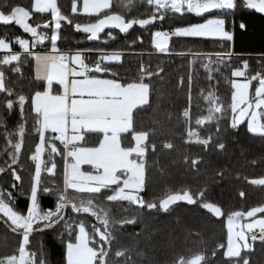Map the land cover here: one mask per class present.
<instances>
[{
  "label": "trees",
  "instance_id": "obj_1",
  "mask_svg": "<svg viewBox=\"0 0 264 264\" xmlns=\"http://www.w3.org/2000/svg\"><path fill=\"white\" fill-rule=\"evenodd\" d=\"M32 3L33 0H0V10L7 13L13 7H23L29 12L28 24L46 34L44 42H51V13H37ZM73 3L77 4L75 11ZM80 3L81 0H56L59 13L65 17L57 29L56 46L89 51L90 59L99 50L124 51L120 64L104 62L101 67L108 71L92 74L109 76L124 84L142 82L148 86L147 103L133 109L131 129L119 135L121 147L127 149L134 146L133 135L145 134V154L134 157L143 165L144 189L140 197L145 204L107 199L121 187L122 180L119 186L112 185L98 194L65 190V147L52 139L51 132L43 136L41 172L35 180L32 155L42 125L33 109L32 95L44 89V82L34 78L30 54L22 53L16 63L5 65L0 61L5 88L12 93L0 92V192L5 193V202L26 217L30 189L33 191L35 183H39L40 189L47 190L38 193L42 213L55 210L61 193L78 206L91 200L96 213H74L69 204L59 223L46 227L44 222H34L24 247L33 259L29 264H65L66 243L75 240L80 223L88 229L89 243L100 247L101 256L98 254L94 264H180L182 260L187 264L195 256H201L198 264H264V242L260 240L251 242L237 256L225 255L226 219L237 212L243 215L264 207V184L250 181L264 176V135L249 132L246 117L240 116L235 128L231 123L232 71L246 62L248 77L264 75V14L247 9L246 0H235L232 10H214L199 17L161 10L163 19L147 0H111L109 8L100 11L99 16L80 12ZM154 14L157 18L153 23L144 27L134 24L127 32L105 28L97 40H89V34L76 30L77 25H93L112 15L132 22L151 19ZM215 16L223 17L225 28L232 31V40L172 36L169 53H155L154 31H173ZM0 38L17 49L16 41L31 39V35L13 22L0 24ZM258 86L259 81L253 78L251 99ZM21 95L25 97L23 111L15 103L9 110L6 102L17 101ZM215 107L221 111H209ZM185 111L189 113L187 117ZM197 120L202 123L197 124ZM261 123L264 125V115ZM101 137L99 131H86L82 145L97 147ZM17 143L19 151L14 147ZM51 165L54 171L49 174ZM82 169L95 171L89 165ZM184 192L192 196L193 203L178 200L167 211L160 208L168 195ZM149 203L157 207L149 208ZM205 203L219 208L220 215L210 212L203 206ZM105 219L106 225L101 222ZM91 224L99 232L90 229ZM23 230L0 212L3 264L5 258L20 252ZM99 233L105 235L104 240L99 239Z\"/></svg>",
  "mask_w": 264,
  "mask_h": 264
},
{
  "label": "snow or ice",
  "instance_id": "obj_2",
  "mask_svg": "<svg viewBox=\"0 0 264 264\" xmlns=\"http://www.w3.org/2000/svg\"><path fill=\"white\" fill-rule=\"evenodd\" d=\"M147 3L149 5H152L155 7L156 11L160 13V19H163L164 12H172V13H178L183 15L185 12L189 14H194L195 16L199 17L206 13H209L214 10H232L236 7L234 0H147ZM98 6V0H84L83 4V10L89 9L88 11H84V13L88 15H97L104 10L101 9V12H96L91 9ZM23 7H13L9 10V12H4L0 10V24L3 25H9L13 22L16 25L21 26L25 32H29L32 34L33 37H37L36 29L33 27H30L26 20L29 17V12H27V16L21 17L19 15L13 14V9H20ZM35 11L37 13H43L46 11H51L52 17L55 20V27L56 29H59L61 24L60 21L64 20L65 17H63L56 5V0H39L38 6L34 7ZM246 8L250 10H255L258 13L264 14V0H246ZM161 10H164L162 12ZM115 17V19L103 25L98 30H92L88 27H81L80 25L76 26L77 31H82L84 33L89 34L88 39L89 40H97L99 38V34L104 31L105 28H118L121 32H127L129 29L133 27L134 24H139L141 27H144L150 23L155 22L156 15L154 14L151 19H139V20H133L132 22H126L121 18L119 15H112ZM71 22V21H69ZM225 20L224 19H208L204 23H199L192 26H187L181 29L175 30L172 35L177 37H203V38H220L223 40H232V36L229 32L225 31L224 28ZM45 27H48V25H44ZM243 27V25H242ZM163 37V39H161ZM57 35L53 34L51 36V45H52V52L56 53L54 55H37L35 58L38 62H41L40 66L47 72L49 69H53V67H57L59 69H62L63 72L61 75L63 76V73L67 72V69L69 68V63H66V61L70 62L71 64L77 65L79 67V70L77 68L73 67L71 68V73H68L66 76L67 86L69 87V81L68 76L71 75L73 79L70 81V88L73 85L74 81H84L87 79H92L88 76V73L90 71L100 73L105 72L108 70H105V68H102L101 65L97 66V64L90 68L87 64H85L84 59L82 57L81 52H76L74 55H61L57 52ZM46 37L39 36L36 40L37 43L42 42ZM169 39V33L167 32H161L156 31L155 32V46L159 49L161 52L167 51L166 44L167 40ZM21 48H24V50L28 51L27 42L23 39H18L16 41ZM8 44L4 39H0V49H7ZM31 55V53H29ZM79 57V62H77L74 57ZM18 56L16 55H10L5 56L3 58V63L5 65L10 64L13 60H17ZM102 59H104L102 57ZM120 59L119 55H116L115 57L108 59V60H116L118 61ZM247 66L245 65V68ZM18 71V69H16ZM233 76L236 77H243L245 73L240 70H236L232 73ZM77 77H82V79H78ZM45 79H48V76L44 77ZM259 81V86L255 90V96L257 98V102L255 103V108L259 109L261 107H264V78L260 76H254L252 79ZM113 84L117 86L118 91H120L123 95L121 96V100L124 99L126 96L128 99V104L126 105V110L130 111L132 114V110L134 107H136L139 104L147 103L148 100V86L143 83H129L126 87L123 86L121 83L116 82L112 79ZM51 82V87H52ZM56 83L61 85L63 89L65 88V85L62 80L58 79L56 80ZM248 84V83H244ZM237 83H233L232 87L237 89V92L233 94L232 96V105L231 109L233 113L237 112V103L247 105L245 108H241L239 110V115L244 116L246 112H248L249 109L253 107L252 103L248 99V89L241 90L238 89ZM0 92H7L8 95H12L10 90H7L4 85V75L3 72L0 71ZM44 93V92H43ZM41 92L35 93V98L40 97L43 95ZM81 95L79 92H71L72 96ZM86 95V94H85ZM50 97L56 98L57 102H45L40 100H33L32 104L34 106L35 113L40 118L39 124L42 125L47 121L48 126L45 128L39 127L38 131L41 136V132L43 131V135L45 132L50 131L51 133H58V135L54 136L52 139L59 140V131H58V124L60 121L67 122L68 119V112L62 111L59 107V101L62 100L65 105L73 104L77 99H71L70 104L67 102L69 99V94L65 93L64 95H51L49 93ZM237 97H239V100H237ZM209 100H212V97H209ZM14 103L19 106L21 111H23V107L25 104V97L23 95L19 96L17 101H8L6 102V107L11 110L14 107ZM210 112H220L221 109L219 107H215L214 109H209ZM97 117L99 116V113H95ZM189 113L187 111L184 112V116L187 117ZM257 116L256 118H253V115H251V120L248 124V130L249 132H257L259 130L261 135H264V125H260L259 128L256 127L257 125ZM76 114L73 113V119H75ZM242 122V121H241ZM197 124H201V120L196 121ZM237 126V121L235 118L233 119L232 127ZM131 128H128L127 131L123 133L129 132ZM72 132H76L77 129L72 128ZM81 130V129H80ZM79 130V131H80ZM103 134V132H101ZM20 135H23V129L20 130ZM191 135V134H190ZM133 139L136 141V147L132 148H122L121 144L119 145V153L109 152L106 156L101 157V162L98 166L92 165V168L95 170V172H99L100 174L97 176L88 175L85 172L81 171V168H75L74 166V173L71 178V182L69 186L66 188L74 189L77 192L80 193H90V194H98L101 192L102 189H108L112 185L119 186L121 184V177L117 175V173H123L127 178L123 179L122 184L123 187H120L118 191H116L115 195H110L107 197L108 200H127L131 203H137L139 202L141 206H144L145 202L140 199L138 193L143 191L144 189V170L142 163H137L135 160L130 159V157L135 154L137 157H143L144 156V150L142 147V141L145 140V134H135L133 135ZM61 142V141H60ZM63 143V142H61ZM200 143H207V141H200ZM66 147V145H64ZM16 151L20 150V144L14 145ZM170 147V145H169ZM223 147V145H221ZM114 165V167H113ZM111 171V179L107 180L106 177L109 175V170ZM17 180L20 178L18 176L15 177ZM257 184H264V180H256L253 181ZM39 183L37 184V191L35 194H33L32 189H30V199H31V207L27 211V216H21L18 215L15 211H13L12 208L8 206L7 203H5L4 195L5 193L0 192V212H3L5 215H7L12 222L17 225L19 228H23L25 230L23 239L26 241L25 244H27L29 240V231L33 229V224L35 223H41L44 222L46 227H51L53 223H59L63 217L62 213L66 207L71 205V209L74 213H87L91 215H96L95 212H93L92 208V201L89 200L87 203L81 202V204L78 206L75 203H71L67 196L63 193L58 195L59 203L57 204L54 211H48L42 213L40 210V205L38 202V193L39 192H45L47 193V190L40 189ZM129 190L128 192H125V190ZM10 198L11 194H8ZM177 200H187L188 203H193L194 200L192 196H190L187 192H185L183 195H170L167 199H164L160 203V208L167 211L168 206L177 201ZM205 208H207L210 212L215 213L216 215H220V209L217 207H214L210 203H205L203 205ZM147 207L149 208H155L157 205L155 203H149L147 204ZM247 213L248 217H254L256 213H264V207H257ZM235 217H240L241 212H237L234 214ZM99 218V217H97ZM105 225L107 224V220L101 221ZM233 217H228V225L229 227L233 225ZM257 223L264 222V219H259L256 221ZM65 228H68V225L65 224ZM79 229V235L75 237L76 243H68L67 244V264H82L81 257L85 251L84 246L81 244V240H87L86 232H85V226L83 223H80L78 225ZM96 232H99V229H93ZM260 238L264 239V228H260ZM100 239L104 240L105 235L101 234ZM253 239H256V236H253ZM87 247L91 248L88 246ZM21 252L24 251L23 248L20 250ZM93 253L98 256V253L96 250L92 249ZM99 255L101 256V250ZM0 264H3V262H0ZM9 264H15V257L12 258V260L9 261ZM180 264H184V261H180Z\"/></svg>",
  "mask_w": 264,
  "mask_h": 264
},
{
  "label": "crops",
  "instance_id": "obj_3",
  "mask_svg": "<svg viewBox=\"0 0 264 264\" xmlns=\"http://www.w3.org/2000/svg\"><path fill=\"white\" fill-rule=\"evenodd\" d=\"M43 2V0H42ZM82 2L81 0V12L84 13L82 9ZM108 2V1H107ZM39 3V0H33L32 3V8L35 11L34 7H37ZM111 3V0H109L108 6L102 8V9H107L109 8ZM235 3V0H234ZM76 3H73L72 9L75 10ZM101 11V10H100ZM98 11V12H100ZM50 12L51 11H46ZM13 14L19 15L21 17L27 16V12L25 9L20 8V9H14ZM218 18L220 16H217ZM212 18V17H210ZM208 18V19H210ZM220 19H223V17H220ZM207 20V19H206ZM194 25V24H193ZM187 27V26H186ZM225 27V25H224ZM184 28V27H181ZM177 28V29H181ZM175 29V30H177ZM226 29V28H225ZM169 31L171 34L175 31ZM227 30V29H226ZM156 31H161V32H166L163 30H156ZM152 33V45L154 47L155 53L159 54H167L169 53V42L172 35L168 40L166 44V49L167 51L161 52L159 49L155 46V32ZM233 37L232 31L227 30ZM31 39H23L27 42L28 46V51L26 52L24 48H21L20 45L17 49H14L11 47L10 43L6 41L8 44L7 49H0V61L3 62V58L5 56H10V55H16L18 56L17 60H13L11 63H16L20 55L22 53H31L32 59H33V76L36 80L43 81L44 82V89L42 91H39L43 93L42 96L35 98V93L32 95V101L35 100H40V101H45V102H57L56 98L50 97L49 93L51 95H64L65 93L69 94V99L68 103L70 104L71 99H77L73 104L70 105H65L62 100H60L59 107L62 111H67L68 112V119L67 122L65 121H60L58 124V131H59V140L66 145L65 147V158H64V189L69 186L71 182V178L73 176V173L70 174V167L75 166V168H81V171L85 172L88 175L92 176H97L100 173L99 172H89V171H84L82 169L83 165H89L92 167V165L98 166L99 163L101 162V157L106 156L109 152H114V153H119V135L125 131H127L128 128H131V113L130 111L126 110V105L128 104V99L125 96L123 100H121V96L123 95L120 91H118L117 86L113 84L112 79L115 80L118 83H121L117 79H114L109 76H103V75H93L92 72L90 71L88 73V76L91 77L92 79H87L84 81H74L73 85L70 88V81L73 79L71 75L68 76V81H69V87L67 86V81H66V76L68 73H71V68L75 67L77 70H79V67L77 65L71 64L70 62L66 61V63H69V68L67 69L66 73H63V76L61 73L63 72L62 69H59L57 67H53V69H49L47 72L40 66L41 62H38L36 60L37 55H54L56 53H53L52 50H47L43 51L38 49V46L40 43H50L51 42H42L37 43L36 40L38 39L39 36H42L41 34L37 33V37H33L31 33ZM56 34V33H55ZM57 35V34H56ZM45 37V36H44ZM3 39V38H0ZM88 52L86 50H68V49H61L57 48V52L61 55H74L76 52ZM104 51V50H100ZM89 58V55H88ZM74 59L79 62V57L75 56ZM88 60H91L90 58ZM86 64V63H85ZM235 70V69H234ZM1 71V70H0ZM233 73V71H232ZM48 76V79H45L44 77ZM233 76V75H232ZM78 79H82V77H77ZM235 76H233L232 79V85H233V80ZM62 80L65 88L58 83H56V80ZM52 87H51V82ZM131 83H142V82H131ZM123 86H127L129 83H121ZM144 84V83H143ZM79 92L81 95L79 96L78 94L76 96H72L71 92ZM86 94V95H85ZM148 96V93H147ZM142 104H139L137 106H140ZM33 106V104H32ZM136 106V107H137ZM134 107V108H136ZM133 108V109H134ZM263 108V107H261ZM260 108V109H261ZM34 109V106H33ZM35 111V110H34ZM133 111V110H132ZM99 113V116L97 117L94 115L95 113ZM73 113L76 114L75 119H73ZM48 123L45 121L44 124H42V129L47 127ZM72 128L77 129L76 132H72ZM81 129V130H80ZM80 130V131H79ZM86 131H99L103 132L100 143L97 147H87L82 145V142L85 138V132ZM50 132V131H48ZM257 134H260V132H254ZM53 136L58 135V133H52ZM136 134H141V133H136ZM43 131L41 132V136L39 139V142L36 146V150L34 154L32 155V158L35 162V180L38 179L39 174L41 172V164H42V151H43ZM107 139H110L112 145H106L105 141ZM143 142V141H142ZM141 142V143H142ZM105 143V144H104ZM110 143V142H109ZM41 144V154H38L37 148ZM136 147V141L134 140V146ZM135 154H133L130 159L135 160L137 163H140L136 158ZM40 158V160H39ZM114 167V165H113ZM112 171V169L110 168ZM54 171V165H51L48 169V173L52 174ZM121 177V180L126 179L127 177L121 172L117 173ZM256 180H264V176L260 178H254L250 179L251 182L256 181ZM36 183L33 187V194H35L36 191ZM123 187V184L121 185ZM120 188V187H119ZM70 189V188H68ZM119 190V189H118ZM117 190V191H118ZM129 190H125V192H128ZM140 195V193H139ZM31 202V199H30ZM249 218V217H247ZM25 232V231H24ZM24 232H22V248L26 246V241H24L23 236ZM30 233V231H29ZM253 233H260L258 231H254L249 233L248 235L250 236ZM77 234V232H76ZM248 236V237H249ZM260 240V239H259ZM262 240V239H261ZM251 241V240H250ZM12 257H16L17 261L19 262L18 264H29L32 262V256L28 254V252L24 249L23 252H19L17 255L8 257L9 259ZM22 257V259H21ZM229 257V256H228ZM7 259V258H5ZM17 264V262L15 263Z\"/></svg>",
  "mask_w": 264,
  "mask_h": 264
},
{
  "label": "rangeland",
  "instance_id": "obj_4",
  "mask_svg": "<svg viewBox=\"0 0 264 264\" xmlns=\"http://www.w3.org/2000/svg\"><path fill=\"white\" fill-rule=\"evenodd\" d=\"M43 2H44V0H43ZM83 4H84V0L82 2V9H83ZM108 4H109V0H98V6L95 7V8H93V9H91V10L98 12L102 8L108 6ZM76 6H77V4H76ZM76 9H77V7H75V10ZM79 10L81 12V5H80ZM88 10L89 9H84L83 11H88ZM51 17H52V14H51ZM216 18H218V17L217 16L212 17V19H216ZM219 19H220V17H219ZM207 20H204V21H202L200 23H204ZM26 23L28 24L27 20H26ZM197 24H199V23H197ZM194 25H196V24H194ZM190 26H192V25H190ZM30 27H32V26H30ZM33 28H35V27H33ZM35 29H36V32L39 33V34H41L42 36H45L46 35V34H44V32L38 31L37 28H35ZM225 31H227V30L225 29ZM166 32H168V30ZM55 33L57 34V29L55 27V20L53 19V32L51 33V36L53 34H55ZM161 39H163V37H161ZM104 51H106V50H104ZM245 65H246V62H244L240 68H237V69L233 70V72L236 71V70H240V71H243L244 72V69H246L245 68ZM254 76H260V77L264 78V75L261 76L258 73H256ZM254 76H249L248 77L246 75V73H245V75L243 77H236L235 76V78L233 80V83L241 84V85H237L238 89H241V90H245L246 91L248 89V87H249V89H248V99L252 103L253 107L251 109H249L248 112H246L243 117L244 118L246 117V119H247V127H248V124H249V122L251 120V115H253V118H256V113H257L258 116H257V125H256V127L259 128V126L262 125V123H261V116L264 115V107L261 108V109L260 108L259 109L255 108V103L257 102V98H256V96L254 97V99H251L250 98V86H251L252 77H254ZM244 83H248V84H244ZM236 92H237V89L233 88L232 96ZM237 100H239V97H237ZM232 103H233V101H232ZM245 107H247V105L237 103V112L236 113H233L232 112L233 115H232L231 123H233V119L234 118H235V120H238L240 118L239 110L241 108H245ZM130 126H131V124H130ZM257 132H259V130ZM251 133H254V132H251ZM105 143H107L106 145H109V146L112 145L110 139H107L105 141ZM37 151H38V154H41V144H39V146L37 148ZM39 160H40V158H39ZM73 172H74V168L73 167H70V174H72ZM106 179L107 180H110L111 179V170H109V175L106 177ZM115 193L113 195H115ZM139 193H138V195H139ZM184 193H178V194L179 195H183ZM170 195H177V194H170ZM170 195H168L165 199H167ZM139 197H140V195H139ZM140 199H141V197H140ZM184 201H187V200H184ZM5 203H7V202H5ZM30 207H31V202H30L29 208ZM255 210L256 209H254V211ZM247 213L241 215L240 217H235L234 214L231 215L233 217V221L234 222H233V225L230 226V227L228 225V218L226 219V222H225V228H226L225 255L226 256L234 257V256L239 255L241 253V251L244 248L249 247L250 246V243L253 242V241H258L260 239V241H263L264 242V239L261 240L260 235L258 233H253L250 236L248 235L249 233L254 232V231H258L260 233V228H264V222L257 223L256 221L259 220V219H264V216H256V217H253V218H247L248 217L247 216ZM26 214H27V212H26ZM242 217L243 218H246V219H242ZM15 226L18 227L17 225H15ZM89 228L90 229H94V227H91V226ZM24 231L25 230H23L22 232H24ZM85 232H86V237H87L88 242L86 240H83V239L81 240V244L85 248V251H84V253H83L82 257H81L82 264H94V260L96 258V255L93 253L92 249L96 250L97 253L99 254L100 247H97L98 246L97 243H96V246L95 245L92 246L89 243V240H91L90 239L91 236H90V234L88 232V229L86 227H85ZM101 234L102 233H99L98 236L100 237ZM77 235H79L78 225H77V234L75 235V237ZM253 236H256V239L255 240L253 239ZM68 243H74L75 244L76 243V240H74V241H68L66 243V249H65L66 250V253H65V264H67V244ZM87 243H88V246L91 247V248H88L87 247ZM12 258H10V259L9 258L4 259V264H9V261L12 260ZM21 259H22V257H21ZM200 260H201V256H195L193 258H190L187 261V264H198ZM16 262H17V264L19 263L17 261V258L15 257V263Z\"/></svg>",
  "mask_w": 264,
  "mask_h": 264
},
{
  "label": "built area",
  "instance_id": "obj_5",
  "mask_svg": "<svg viewBox=\"0 0 264 264\" xmlns=\"http://www.w3.org/2000/svg\"><path fill=\"white\" fill-rule=\"evenodd\" d=\"M169 33V38L172 36L171 32H167ZM58 48V47H57ZM38 49L43 50V51H47V50H52V45L50 43H40L38 46ZM126 52L124 51H119V50H106V51H96L94 52L95 57L91 60H88V52H83L82 53V57L84 59V62L90 67H94L96 64L97 66L102 65V63L107 62V63H114V64H120L122 62L123 56ZM116 55H119L120 59L118 61L116 60H108L111 59L113 57H115ZM102 57L104 59H102ZM18 69V71L16 70ZM16 72L17 73H21L20 68H16ZM244 72L246 73V69H244ZM91 227L92 224L90 225Z\"/></svg>",
  "mask_w": 264,
  "mask_h": 264
},
{
  "label": "water",
  "instance_id": "obj_6",
  "mask_svg": "<svg viewBox=\"0 0 264 264\" xmlns=\"http://www.w3.org/2000/svg\"><path fill=\"white\" fill-rule=\"evenodd\" d=\"M114 19H115V17L109 16V17H106V18L99 20L96 24L88 25V26H84V27H88L89 29H92V30H98L103 25L112 22ZM241 117H243V116H241Z\"/></svg>",
  "mask_w": 264,
  "mask_h": 264
}]
</instances>
